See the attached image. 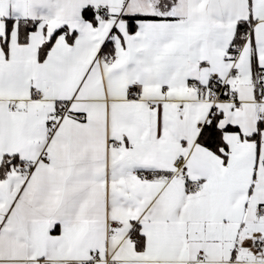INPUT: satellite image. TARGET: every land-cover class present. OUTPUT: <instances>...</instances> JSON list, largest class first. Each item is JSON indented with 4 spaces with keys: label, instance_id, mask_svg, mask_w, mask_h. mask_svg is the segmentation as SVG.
I'll list each match as a JSON object with an SVG mask.
<instances>
[{
    "label": "snow or ice",
    "instance_id": "obj_1",
    "mask_svg": "<svg viewBox=\"0 0 264 264\" xmlns=\"http://www.w3.org/2000/svg\"><path fill=\"white\" fill-rule=\"evenodd\" d=\"M0 264H264V0H0Z\"/></svg>",
    "mask_w": 264,
    "mask_h": 264
}]
</instances>
